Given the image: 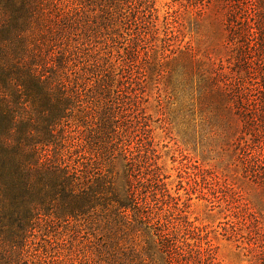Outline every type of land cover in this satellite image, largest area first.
Here are the masks:
<instances>
[{
  "label": "rangeland",
  "instance_id": "obj_1",
  "mask_svg": "<svg viewBox=\"0 0 264 264\" xmlns=\"http://www.w3.org/2000/svg\"><path fill=\"white\" fill-rule=\"evenodd\" d=\"M90 1L104 28L90 54L110 75L107 93L119 107L115 127L123 136L110 135L100 151V144L72 151L68 160L87 171L96 165L123 197L124 157L134 159L152 224L160 222L200 264H264V0ZM245 19L254 49L248 64L239 65L242 45L232 32L246 30ZM135 20L146 28L139 37L129 27ZM187 49L203 64L221 65L224 80L244 86L252 123L246 126L220 97L222 84L212 90L175 61ZM99 226L38 234L33 264H49L50 255L85 264L84 254L93 258L115 242L109 239L119 225ZM153 235L148 230L142 239L154 242Z\"/></svg>",
  "mask_w": 264,
  "mask_h": 264
},
{
  "label": "trees",
  "instance_id": "obj_2",
  "mask_svg": "<svg viewBox=\"0 0 264 264\" xmlns=\"http://www.w3.org/2000/svg\"><path fill=\"white\" fill-rule=\"evenodd\" d=\"M115 1L92 3L112 6ZM90 5V0H0V264H33L38 254L30 247L40 233L100 222L119 225L109 239L115 242L103 244L93 258L84 254L85 264H200L160 222L152 224L150 197L134 159L124 157L120 197L113 179L96 165L87 171L67 158L72 151H93L98 144V151L103 150L110 135L123 136L115 127L119 107H113L116 99L107 93L110 75L98 66V55L90 54L101 35L98 30L104 29L96 24ZM244 23L242 33L230 31L242 45L239 65L248 64L254 49L248 40L249 21ZM131 25L135 37L146 30L136 20ZM175 61L212 90L222 84L219 94L228 107L246 126L253 122L246 89L224 80L221 65L210 60L204 65L191 49ZM148 230L156 232V241L142 239ZM69 256L58 260L50 255L49 264L70 263Z\"/></svg>",
  "mask_w": 264,
  "mask_h": 264
}]
</instances>
